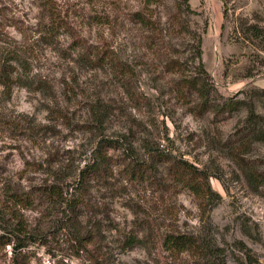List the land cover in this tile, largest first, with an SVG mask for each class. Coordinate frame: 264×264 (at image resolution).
<instances>
[{
    "label": "rangeland",
    "instance_id": "obj_1",
    "mask_svg": "<svg viewBox=\"0 0 264 264\" xmlns=\"http://www.w3.org/2000/svg\"><path fill=\"white\" fill-rule=\"evenodd\" d=\"M2 48L20 59L0 80V236L26 264H264V0H0ZM201 73L238 108L194 112L178 82Z\"/></svg>",
    "mask_w": 264,
    "mask_h": 264
},
{
    "label": "trees",
    "instance_id": "obj_2",
    "mask_svg": "<svg viewBox=\"0 0 264 264\" xmlns=\"http://www.w3.org/2000/svg\"><path fill=\"white\" fill-rule=\"evenodd\" d=\"M177 14H174V17ZM136 19L140 22L146 21V16L140 12H136L135 14ZM197 53L199 58V71L203 74L206 73V70L204 68V62H203V51H202V37L199 36L198 38V44H197ZM107 53H103L100 55L99 60L97 63L102 64L104 62L109 61L106 59ZM20 59L18 50L15 48H2L0 49V80L4 84H12L13 78L12 73L15 71V66L13 64L14 61H18ZM175 64V61H170L168 66L173 67ZM198 74L195 76H184L180 79L178 82V88L183 94H187V92H194L197 94L199 101L196 103V105L193 108V111L198 114H204L208 111H214L216 113H222L225 111H233L236 108H238V102H230V103H223L220 104L215 100L214 95L211 94L210 91V83H208V79L203 74ZM101 158L100 161L95 162L93 164L88 165L84 170H82L81 173V184H85L86 181L89 178H99L101 176H106L108 174V167L110 166V160L108 157L103 153H100ZM174 175L178 178L179 181L184 182L185 184L198 189H206L203 186L199 185L198 177L194 172H191L185 163L174 164L173 166ZM138 171L140 173H146L143 168H138ZM14 200L18 203H24L26 205L30 204L29 198H23L22 195H13ZM134 240H132L133 242ZM9 244H13V252H14V260L18 264H26L27 263V257L26 254L23 253H17V250L21 248V245H16L13 238L6 235L0 236V245L7 246ZM23 245V244H22ZM164 246L172 251L181 253L185 251H191L194 255L198 257L199 262H202L201 260H205L207 258V251L206 248L202 246L194 237H191L189 235H179L175 233H168L164 237ZM21 250V249H20ZM98 264H110L108 262L107 258H104V260H98Z\"/></svg>",
    "mask_w": 264,
    "mask_h": 264
}]
</instances>
